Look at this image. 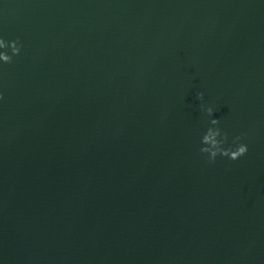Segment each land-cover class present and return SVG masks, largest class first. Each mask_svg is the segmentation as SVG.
Returning a JSON list of instances; mask_svg holds the SVG:
<instances>
[{
	"label": "water",
	"instance_id": "95a60500",
	"mask_svg": "<svg viewBox=\"0 0 264 264\" xmlns=\"http://www.w3.org/2000/svg\"><path fill=\"white\" fill-rule=\"evenodd\" d=\"M0 38V264H264V0H0Z\"/></svg>",
	"mask_w": 264,
	"mask_h": 264
},
{
	"label": "clouds",
	"instance_id": "9594fccd",
	"mask_svg": "<svg viewBox=\"0 0 264 264\" xmlns=\"http://www.w3.org/2000/svg\"><path fill=\"white\" fill-rule=\"evenodd\" d=\"M22 44L19 40L16 41H5L0 38V62L2 64L13 63V58L20 55ZM10 50L11 54H8ZM3 99L2 94H0V100ZM197 99L203 100V93L197 94ZM201 111L205 113L206 116L212 117L214 109L212 107L205 108L201 105ZM220 121L218 119H211L209 127L206 133L201 138V145H203L199 151L202 155L206 156L207 163H215L217 157H226L231 161H236L244 157L248 152V146L244 143H240L241 137H236L232 143L235 145L233 147H225L228 143V134L223 132L219 127Z\"/></svg>",
	"mask_w": 264,
	"mask_h": 264
}]
</instances>
